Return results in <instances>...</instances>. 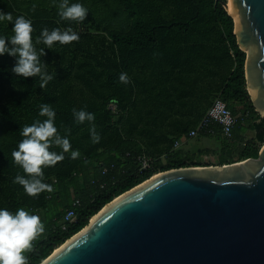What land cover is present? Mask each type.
Returning <instances> with one entry per match:
<instances>
[{
    "label": "trees",
    "instance_id": "1",
    "mask_svg": "<svg viewBox=\"0 0 264 264\" xmlns=\"http://www.w3.org/2000/svg\"><path fill=\"white\" fill-rule=\"evenodd\" d=\"M222 1L79 0L87 13L75 21L58 16L59 0H0V11L30 19L33 38L45 27L70 28L79 37L45 48L40 60L52 79L43 87L36 76H13L14 58L0 55V207L13 212L25 208L43 224L25 252L26 264H39L106 203L151 175L211 165L199 161L208 149L182 152L173 145L216 98L236 116L231 139L218 132L197 138L221 139L219 150L213 151L217 165L257 157L264 143V117L249 100L245 53L236 45L233 21ZM0 34L11 35V21H0ZM121 73L126 81L119 79ZM42 103L55 110L57 131L67 135L79 154L71 158L69 149L54 165L43 166L42 179L51 191L29 195L13 182L23 173L11 150L21 139V126L45 118L38 113ZM73 109L94 118L77 122ZM90 125L99 135L96 142ZM140 154L155 159L141 173ZM74 198L77 206H72ZM68 209L76 220L63 230L58 222Z\"/></svg>",
    "mask_w": 264,
    "mask_h": 264
},
{
    "label": "water",
    "instance_id": "2",
    "mask_svg": "<svg viewBox=\"0 0 264 264\" xmlns=\"http://www.w3.org/2000/svg\"><path fill=\"white\" fill-rule=\"evenodd\" d=\"M221 4L264 117V0ZM115 198L39 264H264V143L256 158L157 172Z\"/></svg>",
    "mask_w": 264,
    "mask_h": 264
},
{
    "label": "clouds",
    "instance_id": "3",
    "mask_svg": "<svg viewBox=\"0 0 264 264\" xmlns=\"http://www.w3.org/2000/svg\"><path fill=\"white\" fill-rule=\"evenodd\" d=\"M87 9L79 2L59 0L57 14L61 19L80 21L85 18ZM0 21H11V35L0 34V55L7 54L14 58L10 69L13 76H36L39 86L43 87L52 79V73L47 70L40 57L45 48H52L54 42L64 44L79 37L70 28L61 31L59 28H42L35 38L32 37L30 19L23 15L13 18L11 12L0 11ZM45 47H37V45ZM121 81H126L124 73L119 75ZM44 119H35L30 124L20 128L21 139L11 150V157L22 170L13 177V182L22 186L29 195L43 190L51 191V186L43 182V166L54 165L63 159L65 151L71 149L67 135H61L54 124L55 110L48 104L42 103L38 109ZM75 121H92L93 114L84 109H73ZM95 126L90 125L89 133L93 142L99 140ZM58 146L57 152L53 147ZM78 151L71 149L69 155L75 158ZM43 230V224L37 214L25 208H17L14 212L0 207V264H26L25 252L32 247V241Z\"/></svg>",
    "mask_w": 264,
    "mask_h": 264
},
{
    "label": "built area",
    "instance_id": "4",
    "mask_svg": "<svg viewBox=\"0 0 264 264\" xmlns=\"http://www.w3.org/2000/svg\"><path fill=\"white\" fill-rule=\"evenodd\" d=\"M110 108L113 110L114 105H111ZM235 123L236 116L231 113V111L226 107L225 103L222 100L216 98L213 100L212 104L207 108L205 113L199 119L197 125L194 128H191L185 136L180 137V139L174 143L173 148L178 147L180 140L195 138L201 133L213 136L216 134V132H218L224 138L229 140L231 139V131ZM212 124L217 125V131L210 127V125ZM201 158V162L204 163L206 157L202 156ZM154 160V158L146 154L137 155L136 161L139 165L138 172L141 173L145 170L150 169ZM78 204V199L74 198L72 206H77ZM75 220L76 214L74 210L68 209L65 211L60 221L58 222L59 228L64 230L68 226V224L73 223Z\"/></svg>",
    "mask_w": 264,
    "mask_h": 264
},
{
    "label": "rangeland",
    "instance_id": "5",
    "mask_svg": "<svg viewBox=\"0 0 264 264\" xmlns=\"http://www.w3.org/2000/svg\"><path fill=\"white\" fill-rule=\"evenodd\" d=\"M250 135V132H248ZM223 138V136H221ZM221 139L217 138H203V137H195L190 138L188 140L183 141L180 146L179 150L182 152H196L199 149H208L210 153L208 155H202L206 157V160L204 163H212L217 164L218 161V155L217 153H213V151H218L221 146ZM263 144L260 145V148ZM199 157V161H202L201 157ZM54 250V249H53Z\"/></svg>",
    "mask_w": 264,
    "mask_h": 264
},
{
    "label": "bare ground",
    "instance_id": "6",
    "mask_svg": "<svg viewBox=\"0 0 264 264\" xmlns=\"http://www.w3.org/2000/svg\"><path fill=\"white\" fill-rule=\"evenodd\" d=\"M227 2H228V12H229V13H233L231 0H227ZM115 199H116V198H115ZM109 204H110V203H107L105 206H103V207L101 208L100 211H102L103 209H105ZM99 213H100V212H99ZM96 215H97V214H94L92 217H90V221H92V220L96 217ZM58 249H59V247H56V248L54 249V251H57Z\"/></svg>",
    "mask_w": 264,
    "mask_h": 264
},
{
    "label": "crops",
    "instance_id": "7",
    "mask_svg": "<svg viewBox=\"0 0 264 264\" xmlns=\"http://www.w3.org/2000/svg\"><path fill=\"white\" fill-rule=\"evenodd\" d=\"M203 138H210V137H203ZM185 140H188V139H182V140H180L179 145H178L177 148H179L180 144H181L183 141H185Z\"/></svg>",
    "mask_w": 264,
    "mask_h": 264
}]
</instances>
